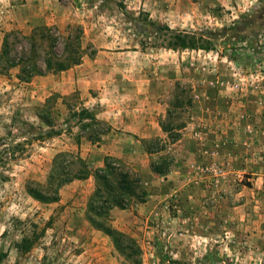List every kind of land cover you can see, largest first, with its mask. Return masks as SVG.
<instances>
[{"label": "rangeland", "instance_id": "1", "mask_svg": "<svg viewBox=\"0 0 264 264\" xmlns=\"http://www.w3.org/2000/svg\"><path fill=\"white\" fill-rule=\"evenodd\" d=\"M168 28L210 39L215 49H170L162 45ZM78 29L95 86L108 84L104 103L95 99L101 92L96 87L87 95L62 93L61 72L29 82L18 79L19 68L0 72V264L122 262L111 237L87 219L92 175L63 186L58 203L42 204L27 193V181L44 182L61 151L82 152L92 171L105 156L120 157L141 175L149 208L143 203L111 213V225L140 246L141 264H264V173L257 180L248 167H236L240 161L218 159L224 146H240L244 154L235 160L246 166L260 160L264 172V0H0V53L6 33L34 34L42 64L46 52L64 53L67 36ZM21 51L18 44L12 55ZM245 100L257 111L245 112ZM67 104L97 114L122 106L126 123L137 109L131 124H143L146 114L179 137L173 140L161 128L162 137L117 134L96 145L91 129L73 122ZM39 113L51 114L58 134L47 136L50 128ZM243 119L253 124L231 140L224 126L235 121L241 127ZM208 131L218 134L210 144ZM148 147L163 150L150 153ZM160 155L172 158L163 176L151 169ZM211 165L217 169H207ZM30 221L40 228L49 224L21 253L16 244Z\"/></svg>", "mask_w": 264, "mask_h": 264}, {"label": "trees", "instance_id": "2", "mask_svg": "<svg viewBox=\"0 0 264 264\" xmlns=\"http://www.w3.org/2000/svg\"><path fill=\"white\" fill-rule=\"evenodd\" d=\"M40 29L41 31H47L50 28L42 26ZM168 31L169 39L162 45H166L170 49H201L205 51L215 49L213 41L210 39L202 36L196 37L195 34L191 35L186 31L177 33L170 31V29ZM33 36L34 34L23 35L16 30L4 35L0 53L1 73L8 72L12 68H19L18 79L23 82H29L37 75L55 74L69 69L79 64L85 54L82 47L83 31L78 29L73 38L72 34L67 36L71 44L70 42L67 43L64 53L46 52L47 55L43 58L42 64H39L36 60L38 47ZM41 36L45 37L43 34ZM58 37L57 35L56 38ZM247 38L246 40L250 41L252 37L248 36ZM221 43L225 44L224 41ZM18 44L22 50L21 55L13 56V52H17ZM234 55L231 57H234ZM61 58L65 60L61 61ZM247 60H252L251 56H247ZM67 107L74 123L79 124L81 128L91 129L89 139L92 142H100L103 135L112 130L111 125L100 120L93 109L85 106L73 108L71 104H67ZM38 117L50 128L47 136L51 137L59 133L54 128L50 113L45 115L39 113ZM66 123L70 124L71 120H67ZM161 125L163 131L168 133L171 139L175 140L179 137L177 132L175 134L173 133L174 130L166 128L163 124ZM79 135H77L76 140L77 146L80 144ZM147 150L150 153H159L163 148L151 149L148 147ZM171 165V157L160 155L157 160L151 162V169L157 175L163 176L170 170ZM90 175L93 176L95 185L87 201L86 215L88 221L95 229L111 237L116 251L123 258L120 264H141L142 250L136 240L111 225L113 209L125 210L136 204H143L148 197L141 175L133 170L123 159L107 155L104 157L103 165L92 171L79 152L61 151L53 157L45 181L28 180L25 187L27 193L36 201L42 204H53L59 202L60 190L63 186L73 180L86 179ZM48 224L49 222L40 228L39 224L33 221L26 223L22 238L16 244L18 251L28 253L41 238ZM157 256L160 262L163 263L164 258L161 248L158 249Z\"/></svg>", "mask_w": 264, "mask_h": 264}, {"label": "crops", "instance_id": "3", "mask_svg": "<svg viewBox=\"0 0 264 264\" xmlns=\"http://www.w3.org/2000/svg\"><path fill=\"white\" fill-rule=\"evenodd\" d=\"M86 56L87 55L83 56V58L79 64L74 65L73 67H71L67 70L61 71V73L58 76L60 81H58L57 85H58L59 89L62 91V93H64V94H68V93H71L75 90H78V91L82 92V95H85V94L87 95V92L90 88L96 87L97 89H100L101 92L98 93V96L95 97V99L104 103V98H105L104 93L108 89V86H107L108 84L106 85V84H104L105 82H103V87L101 84H97L98 86H95L96 82L93 81L92 79H95L93 77H95L96 73H94V71L90 70L88 68V65L85 63V61H86L85 57ZM52 76H56V75H52ZM45 77H48V76H45ZM244 103H245L244 104L245 112H246V110H248L249 113H251V112L253 113L254 110L257 111L255 109L256 107H252L250 104L247 103V100H245ZM136 111H137V109H133V110L129 111V118L131 119V121L135 120V117L137 116ZM125 115H126V113H125V110L122 108V106L116 112L102 109L97 114V117L99 119L106 121L112 127V130L109 133L103 135L102 141H101L102 146L109 144L111 140H113L115 137H117V134H121L124 136H133L132 134H135V135H138L140 138L152 137V136H154V137H162L163 136V131H162L161 127L158 126L155 119H154V121H152L148 115L145 114L143 117L145 119L147 118L146 120H148V119L149 120L148 121L143 120V124H141V125H136V124L133 125V124H131V121L129 123H126L125 122V120H126ZM248 122H250V123H248ZM209 123H212L214 125L213 120H211ZM248 124H253L252 120L243 119L242 122H240L241 127L237 126L236 122L233 121V122L229 123V125L224 126V128L227 129L228 137L231 140H236V139H240L243 136L241 129L243 127L247 126ZM125 125H126V127L123 128V126H125ZM211 131H212V129H211ZM260 132H262L264 134V126H262V128H260ZM217 136H218V134L210 133V131H208V139H207L208 144H210L214 140V138ZM262 142H264V139L262 140ZM99 143L100 142L96 143V145H99ZM234 146H236V145L224 146L220 151V156H218V159L219 160L224 159L226 161H231L230 163H233V165H236L235 162L240 161V163H238L236 165L237 168L240 167V168L244 169L245 167H248L250 169V172L255 174V176H257V180L260 179L264 173L261 171L262 166H263L262 165L263 162L260 160H257V162H255V164L250 165V166H246L247 164L244 160H241L239 158L237 160H235L236 157L241 155L242 149L240 146H238L237 149H234ZM79 147L80 146L78 145L77 151L79 150ZM78 152H80V151H78ZM189 153H192V158L194 160H197L200 158L199 155H195V152L193 151V149L190 150ZM106 154H108V153H106ZM243 154H244V150L242 151V155ZM80 155L82 156V152L80 153ZM250 157H251V155H250ZM246 158H248V157H246ZM148 204H149V202L144 203L145 208L146 207L149 208ZM145 208H143V210ZM123 211H125V210L117 211L116 209H113L112 213H113V215H118V214L120 215V212H123Z\"/></svg>", "mask_w": 264, "mask_h": 264}, {"label": "built area", "instance_id": "4", "mask_svg": "<svg viewBox=\"0 0 264 264\" xmlns=\"http://www.w3.org/2000/svg\"><path fill=\"white\" fill-rule=\"evenodd\" d=\"M207 169H212V170H216L217 167H215L214 165H211L210 167H208Z\"/></svg>", "mask_w": 264, "mask_h": 264}]
</instances>
